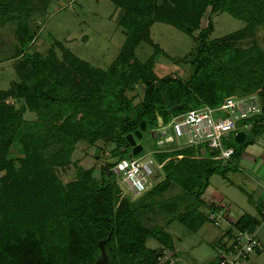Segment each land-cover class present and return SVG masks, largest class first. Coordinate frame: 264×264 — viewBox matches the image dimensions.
Instances as JSON below:
<instances>
[{
    "label": "trees",
    "instance_id": "1",
    "mask_svg": "<svg viewBox=\"0 0 264 264\" xmlns=\"http://www.w3.org/2000/svg\"><path fill=\"white\" fill-rule=\"evenodd\" d=\"M167 1L172 7L165 4L157 18L168 20L195 42L187 79L158 77L152 68L154 58L140 62L134 54L140 42L136 34L128 35L111 68L97 72L100 81L89 92H57L48 79L49 71L27 55L28 67L19 64V81L0 91V264H95L100 259L99 242L108 264H162L159 258L163 251L173 250L171 235L165 230L169 223L176 220L197 231L208 222L207 213L198 211V207L205 206L203 195L209 179L215 174L224 178L233 170L229 162L221 163L217 152L186 147L154 154L163 177L137 199L163 192L175 183L195 201L185 213L156 229L144 228L135 219L133 203L115 182L112 166L128 157L131 147L127 136L141 123L151 137L158 123L165 124L190 109L217 107L229 97L258 95L261 112L247 124L248 137L254 139L260 134L264 126V50L252 46L236 51L207 39L214 13L227 11L244 20L250 29L263 24L264 0H192L188 6L184 0ZM6 5L0 6L2 17ZM143 6L154 7L151 2ZM20 8L28 10L23 5ZM33 35H26L24 46ZM124 61L133 71L130 85L116 79L113 68ZM135 84H141L143 91L141 100L133 105L126 93ZM6 98L15 100L14 104L6 103ZM20 99L35 114L24 129L17 105ZM173 106L178 107L168 113ZM80 140L114 144L117 158L107 163L112 180L106 181L101 175L98 183L89 172L67 184L57 178L54 168L68 163ZM15 143L21 146L22 155L8 159ZM237 148H233L234 154ZM258 224L243 215L234 228L251 232ZM148 239H154L160 247L148 248Z\"/></svg>",
    "mask_w": 264,
    "mask_h": 264
},
{
    "label": "rangeland",
    "instance_id": "2",
    "mask_svg": "<svg viewBox=\"0 0 264 264\" xmlns=\"http://www.w3.org/2000/svg\"><path fill=\"white\" fill-rule=\"evenodd\" d=\"M184 1L187 6L192 3V0ZM194 1L201 3V0ZM147 2H151L154 7L148 9L143 6ZM4 4L5 15H0V91L8 89L11 82L19 81V64L23 63L24 67H28V62L25 63L27 55L40 61L43 69L49 71L48 79L56 86L54 89L57 92H89V88L92 89L100 81L97 72L111 68L128 35L136 34L140 42L135 47V57L140 62L154 58L152 68L158 77L171 76L185 80L191 74L190 62L195 42L169 24L168 20L157 18L161 17V9L165 4L172 7L173 4H169L167 0H0V6ZM21 5L29 11L22 10ZM210 19L212 32L208 41H218L224 47L236 51L252 46L264 50V23L250 29L244 20L227 11L214 13ZM205 22L206 14L202 27ZM31 32L34 35L24 46L23 40ZM113 68L116 79L127 85L132 84L133 71L126 61L115 64ZM47 87L51 86L48 84ZM142 91L143 86L135 84L126 96L136 105L142 98ZM5 102L14 104L15 100L6 98ZM17 105L22 111L24 129L34 120L35 114L23 99ZM136 141L142 146V151L135 157L147 154L155 145L149 131H143L142 138ZM227 143L232 148L238 147L233 133L229 134ZM117 154L111 141L88 143L80 140L75 143L68 163L55 167L54 171L63 184L75 182L84 172H89L98 183L101 175L106 181H110L112 176L108 174L107 163L116 160ZM21 155V146L15 143L10 147L7 158H19ZM231 160L234 162L235 158ZM158 164L161 170L157 173L155 182L163 177L161 165ZM114 176L120 187V176ZM223 191L224 178L215 174L210 177L209 187L203 198L215 199ZM122 192L133 203L135 219L148 229H156L171 222L173 217L185 213L195 202L192 196L175 183L163 192L143 196L140 200L132 199L123 190ZM199 210L204 213L206 207L199 206ZM206 229L213 237L218 232V228L210 222H206L197 232L190 231L176 220L168 224L166 231L172 235L180 256V263L176 264H207L216 258L210 236L203 237ZM145 244L151 249L160 246L154 239H148ZM262 260L264 261V255Z\"/></svg>",
    "mask_w": 264,
    "mask_h": 264
},
{
    "label": "built area",
    "instance_id": "3",
    "mask_svg": "<svg viewBox=\"0 0 264 264\" xmlns=\"http://www.w3.org/2000/svg\"><path fill=\"white\" fill-rule=\"evenodd\" d=\"M260 112V100L255 93L229 97L217 107L190 109L171 117L165 124L158 123L152 131L154 148L147 154L139 157L128 154L129 158L117 160L112 170L120 176L121 189L130 198L137 199L159 182H155L160 170L154 158L156 152L197 147L217 152L221 163H227L234 155V149L225 145L229 134L235 137L249 130L248 120ZM207 220L221 229L213 246L216 251L213 264H252L254 253L260 247L256 230L235 229L223 209L209 211Z\"/></svg>",
    "mask_w": 264,
    "mask_h": 264
},
{
    "label": "crops",
    "instance_id": "4",
    "mask_svg": "<svg viewBox=\"0 0 264 264\" xmlns=\"http://www.w3.org/2000/svg\"><path fill=\"white\" fill-rule=\"evenodd\" d=\"M248 136L249 133L244 140L246 146L242 148L239 156L235 158L234 162L229 161L233 170L227 172L224 177L223 194L216 195L215 199L214 197H210L208 200L203 198L206 207L204 213L214 209H223L231 224L237 222L243 215H248L257 220L259 224L255 230L260 247L254 253L252 264H264L262 260L264 255V126L260 134L254 139ZM202 226L197 231L201 230ZM217 231L213 237L206 229L203 237L210 236V242L213 245L221 234V229ZM171 239L173 250L163 251L164 256L161 257L160 261L162 264L165 262L167 264L180 263L179 252L174 246L172 235ZM215 259H211L207 264H213Z\"/></svg>",
    "mask_w": 264,
    "mask_h": 264
},
{
    "label": "water",
    "instance_id": "5",
    "mask_svg": "<svg viewBox=\"0 0 264 264\" xmlns=\"http://www.w3.org/2000/svg\"><path fill=\"white\" fill-rule=\"evenodd\" d=\"M176 107H178V106L171 107L168 110V113H172ZM144 129H145L144 123H141L139 126V129L137 131H135L133 134H130L127 136L128 143H129L130 147L132 148L131 152L129 153V156L136 155L139 152H141L142 146L140 144H136V140L141 139V132H143ZM248 133H249V130L242 132V133H238L237 135H235L234 141L238 144V148H237L236 153L233 155L234 158H237L239 156V154L241 153L242 148L246 146V142H244V140H245ZM151 137L152 138L154 137L153 132H151ZM98 245H99V249H100V259L97 260L95 262V264H108L107 257H106L102 242H99Z\"/></svg>",
    "mask_w": 264,
    "mask_h": 264
}]
</instances>
